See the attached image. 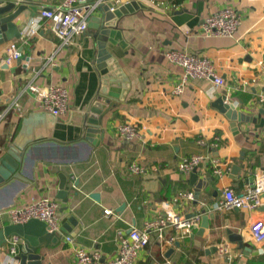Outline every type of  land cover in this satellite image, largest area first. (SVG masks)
<instances>
[{"label":"crops","instance_id":"0c3cea01","mask_svg":"<svg viewBox=\"0 0 264 264\" xmlns=\"http://www.w3.org/2000/svg\"><path fill=\"white\" fill-rule=\"evenodd\" d=\"M136 1L145 8L122 16L116 23L126 46L108 44L129 79V90L123 101L102 116L100 136L93 133L86 142L82 139V115L100 83L94 68L92 31L87 29L72 44L58 49L49 22L36 20L42 7L59 0H31L38 9L19 27L25 42L13 39L0 43L1 151L10 146L24 150L44 141L61 146L53 156L48 152V160L41 152L30 155L31 161L24 167L27 182L0 190V228L11 223L9 209L42 198L54 199L59 205L62 235L41 245L42 264H74L71 245L64 236L104 257H114L118 234L141 227L163 212L162 203H168L184 217L200 214V221L190 236L172 245L152 236L138 264H264V199L255 210L221 211L215 207L225 187L243 194L250 185L248 177L264 166V127L243 122L231 127L215 105L225 91L238 111L257 118V122L263 118L257 99L264 96V0ZM226 6L241 15L235 34H201L202 19ZM27 14L22 12L19 20ZM12 41L18 42L23 56L7 65L4 52ZM170 49L209 58L224 79L223 86L214 88L209 80L188 79L183 91L172 95L183 69L165 57ZM49 56L53 60L47 63ZM51 83L69 89V110L63 116L38 110L28 88L29 84ZM125 123L134 127L136 138L119 136L117 128ZM191 154L207 158L197 169L201 182L191 183L190 173L183 174L177 168L178 162ZM211 159L226 162L221 176L213 174L208 164ZM132 161L144 166L146 173L130 174L127 165ZM234 164L242 166L237 175ZM59 175L68 178L67 202L56 197ZM188 193L193 194L192 200ZM103 209H111L113 215L105 216ZM211 213L216 219L209 218V227L200 234L202 217ZM227 229L241 236V248L228 239ZM7 240L0 248V264H17L14 255L7 252ZM220 244L226 246L224 252L219 250ZM21 245L19 238L16 254Z\"/></svg>","mask_w":264,"mask_h":264},{"label":"built area","instance_id":"2783aa9c","mask_svg":"<svg viewBox=\"0 0 264 264\" xmlns=\"http://www.w3.org/2000/svg\"><path fill=\"white\" fill-rule=\"evenodd\" d=\"M132 0H59L53 6L42 7L36 23L40 20H47L50 30L58 39V49L69 46L75 38L84 34L88 29V23L101 5H108V10L115 9L130 3ZM35 23V24H36ZM241 24L239 12L229 6L220 8L202 19L199 31L204 36L232 37ZM37 25V24H36ZM35 29H31L34 33ZM25 42L22 37L19 38ZM264 49V48H263ZM23 53L17 41L9 42L4 52V63L12 64L22 58ZM167 60L183 69L181 82L176 84L171 94L178 96L184 89L188 79L209 80L214 88L222 87L224 79L216 71L212 61L204 56L188 53L183 50L170 49L165 52ZM53 56L46 58L50 63ZM28 88L36 98L38 110L53 116H63L69 110V89L63 84H47L39 86L29 84ZM263 108L264 118V96L257 99ZM2 115H0V118ZM119 136L125 139L137 137L134 127L125 123L117 128ZM206 156L202 154H191L183 157L177 165L178 170L183 174H189L197 170L206 161ZM213 174L221 176L226 162L211 159L208 163ZM127 171L132 175H142L146 173V168L136 161L127 165ZM187 198L192 200L193 194L188 193ZM264 199V169L258 168L252 175V182L245 192L237 195L231 186L223 189L221 198L215 207L221 211H229L234 208L255 210ZM59 205L51 198H42L37 201L26 203L20 208H12L7 211L11 223L22 224L35 219L45 223L48 232L62 235V228L58 216ZM163 212L143 222L139 228L131 227L126 233L118 234L117 251L114 257H104L98 250H90L75 243L74 239L66 235L64 239L71 245L74 255V264H138L140 253L149 243L152 236H155L160 243L172 245L178 240H182L191 235L192 230L200 221V214L191 217H184L175 213L168 203H162ZM103 214L107 217L113 215L111 209H103ZM170 231L171 233H167ZM19 238L12 236L7 240V252L11 256L16 255V243ZM264 241V236H263ZM219 250L224 252L226 246L219 245Z\"/></svg>","mask_w":264,"mask_h":264},{"label":"water","instance_id":"95a60500","mask_svg":"<svg viewBox=\"0 0 264 264\" xmlns=\"http://www.w3.org/2000/svg\"><path fill=\"white\" fill-rule=\"evenodd\" d=\"M139 8H145V6L136 0L120 6L113 12L108 10V5H101L96 10L97 14H93L88 23V29L92 31L95 40L94 68L99 75L100 83L83 111L84 134L82 139L84 142L89 141L93 133H98L100 136L102 116L109 112L118 102L123 101L129 90V79L123 72L116 57L109 50L108 44L117 45L121 48L126 46L121 31L116 27L117 20ZM37 9L31 0H0V43L19 39L22 34V30L19 27L26 24L34 16ZM24 11H27L28 14L23 20H19V16ZM215 105L230 120L231 127H235L236 123L239 122L254 124L256 128L264 127V118H260L257 122V118L238 111L234 107V101L227 96L225 91L216 100ZM261 113H263V109ZM57 148H61V146L56 142L44 141L32 143L24 150H19L14 146H10L5 152L0 149V190L11 187L16 182L22 185L27 182L25 177L27 174L24 171V167L26 162L31 161L30 155L41 152L42 158L48 160V156L50 154L53 156ZM241 169L242 166L234 164L233 173L237 175ZM261 169H264V166ZM59 178L56 197L67 202L69 191L66 186L68 178L65 175H59ZM189 179L191 183L202 181L198 179L196 169L190 173ZM248 182H252V176L248 177ZM238 210L239 208H234V211ZM209 218L215 220V214L211 213L202 217L199 227L200 234L209 227ZM69 222L75 224L73 218H70ZM226 234L231 242H236L239 248L242 247V238L239 234L230 229L226 230ZM11 236H17L22 242L18 254L14 256L17 264H42L44 256L39 253L41 245H48L59 239L57 234L48 232L45 223L35 219L22 224L10 223L2 226L0 228V248L6 243L7 238Z\"/></svg>","mask_w":264,"mask_h":264}]
</instances>
